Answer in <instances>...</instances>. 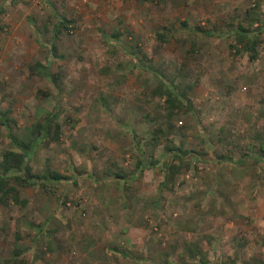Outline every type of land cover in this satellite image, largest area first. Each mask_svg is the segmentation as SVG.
Returning <instances> with one entry per match:
<instances>
[{
    "label": "rangeland",
    "instance_id": "374dc122",
    "mask_svg": "<svg viewBox=\"0 0 264 264\" xmlns=\"http://www.w3.org/2000/svg\"><path fill=\"white\" fill-rule=\"evenodd\" d=\"M259 1L0 0V111L19 139L57 111L60 143L39 146L30 165L70 178L19 188L25 205L0 203V264H196L189 244L211 264H264ZM247 12L262 31L254 61L231 48L227 27ZM64 17L72 29L54 40ZM35 63L50 64L56 81L32 73ZM160 78L188 88L195 113L173 122L171 146L199 156L163 187L172 157L152 139L165 122ZM7 134L0 125V160L13 147ZM145 159L156 165L139 173Z\"/></svg>",
    "mask_w": 264,
    "mask_h": 264
},
{
    "label": "trees",
    "instance_id": "16d2710c",
    "mask_svg": "<svg viewBox=\"0 0 264 264\" xmlns=\"http://www.w3.org/2000/svg\"><path fill=\"white\" fill-rule=\"evenodd\" d=\"M154 0H144L145 3H151ZM260 3L264 6V0H260ZM258 18H251L249 13L246 14V22H231L227 25L229 33L233 36L234 43L231 44V48L235 50V53L241 55L243 52L248 53L250 60L257 59V48L260 43L259 36L261 30H253ZM73 22L67 18H62L57 25H55L54 40L58 39L62 32L70 30ZM199 33L204 34L207 37L215 35L213 31H207L200 26L195 28ZM3 27L0 26V35ZM48 32V30H46ZM163 38V34L160 35ZM51 51L55 52V45H52ZM144 71L152 73L153 75L160 77V73L153 66H141ZM30 71L36 75L46 78L49 81L55 82L56 75L52 72L50 64L43 65L42 63H35L30 66ZM158 85L154 90V95L164 100L165 105V122L153 132V141L166 142L164 146L166 154L171 155L170 162H164L163 169L165 170L164 181L161 183V187L171 184L179 175L182 169H190V161L195 155L199 158L198 153L193 150H186L183 146H171L175 136L174 121L181 116L195 113V107L192 99L189 96V90L179 89L176 82L164 81L163 79L158 81ZM15 121L10 117L9 112L0 111V125L4 126L8 130V138L12 143V148L6 150L2 154L0 160V203L4 205L21 204L25 205L26 201L21 200L19 195V188L33 187L41 183H55L59 184L67 182L70 178L63 176L56 170L47 169L42 174H34L33 168L30 165L31 157L35 153V150L40 147L49 148L52 145L59 144L61 139L62 125L60 122V116L57 111H52L49 114L41 116L31 124L29 130V136L24 139H19L13 133L12 125ZM138 152L144 155V150L140 147L139 143H136ZM263 150V147H261ZM247 159H254L248 157L245 160L239 162L234 161L233 158H220V162L227 161L228 163H241L246 162ZM179 162L182 165H177ZM156 165L155 162L148 161L147 159L141 160L136 165V170L139 173H143L147 168H153ZM117 179H126L121 172L115 174ZM191 259L196 264H211L207 259V253L197 247L195 244H189L187 248ZM18 255L19 252L15 251ZM126 256L125 253H122ZM161 264H180L173 263L171 261H164Z\"/></svg>",
    "mask_w": 264,
    "mask_h": 264
}]
</instances>
